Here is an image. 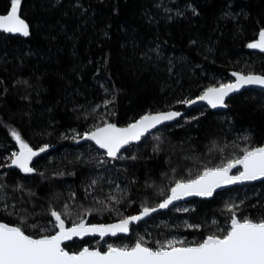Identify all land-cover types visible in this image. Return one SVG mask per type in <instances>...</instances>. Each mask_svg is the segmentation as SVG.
I'll use <instances>...</instances> for the list:
<instances>
[{
	"label": "trees",
	"instance_id": "16d2710c",
	"mask_svg": "<svg viewBox=\"0 0 264 264\" xmlns=\"http://www.w3.org/2000/svg\"><path fill=\"white\" fill-rule=\"evenodd\" d=\"M10 9L11 0H0V14ZM19 12L29 35L0 31V221L39 236L55 233L50 213L66 206L68 225L119 220L158 205L176 181L264 145L263 89L233 96L220 112L182 103L233 72L264 75V54L248 47L264 29V0H21ZM171 109L186 114L116 158L72 139ZM12 130L36 150L49 146L32 173L10 167L19 145ZM188 203L187 212H159L106 242L131 246L143 237L155 247V235L174 231L202 241L227 229V205L258 220L264 180ZM97 239L65 247L79 251Z\"/></svg>",
	"mask_w": 264,
	"mask_h": 264
},
{
	"label": "snow or ice",
	"instance_id": "6c2138e0",
	"mask_svg": "<svg viewBox=\"0 0 264 264\" xmlns=\"http://www.w3.org/2000/svg\"><path fill=\"white\" fill-rule=\"evenodd\" d=\"M20 5L21 0H11V9L7 14L0 15V30L23 36L29 35V25L19 14ZM248 47L264 51V29L260 30L258 39L249 43ZM233 75L236 77L234 83L208 87L196 99L207 101L216 108L226 106L225 97L245 85L264 87V75L245 76L240 73ZM195 102L182 101L185 104ZM180 115L181 113L174 111L147 114L123 128L105 122L102 127H95L83 136L74 135L72 139L86 138L95 141L100 148L107 150V156L116 158L123 146L132 141H139L149 129ZM11 135L19 144V151L12 153L10 166H16L24 173L34 172L35 169L29 166L30 162L49 146L44 145L38 151L33 150L16 130H12ZM241 151L242 155L228 160L225 164L206 167L195 179L176 181L175 187L171 189V195L156 207L143 206L138 215L123 217L118 223L87 224L81 218L71 227H66L63 217L69 212L67 206L64 212L51 211L50 214L55 220L53 227L58 229L51 235L43 234L47 229H41L42 234L39 236L29 235L20 226L0 222V264H264V217L258 220L248 216L238 217L235 205L226 206L231 212L227 229L213 232L202 241L188 242L172 238L162 242L156 241L155 247H149L147 241L141 237L131 246L117 247L108 244L106 251L87 246L79 251H68L63 246L66 241L90 234L98 233L103 238L108 234L115 236L117 233H128L132 222L141 220L157 211V208H168L173 201L182 197L192 195L210 197L214 190L222 185L264 178V146L245 147ZM237 165H241L243 171H239L237 175H229ZM92 183L95 184L96 181L93 180ZM112 199L115 200V197Z\"/></svg>",
	"mask_w": 264,
	"mask_h": 264
},
{
	"label": "water",
	"instance_id": "95a60500",
	"mask_svg": "<svg viewBox=\"0 0 264 264\" xmlns=\"http://www.w3.org/2000/svg\"><path fill=\"white\" fill-rule=\"evenodd\" d=\"M5 14H7V13H5ZM19 14H20V12H19ZM0 15H3V14H0ZM21 18L24 19L22 16H21ZM24 20H25V19H24ZM25 22L27 23L26 20H25ZM27 24H28V23H27ZM0 31H1V32H4V31H2V30H0ZM6 33H7V32H6ZM10 34H12V35H16V36H23L22 34H19V33H10ZM257 39H258V37H257L255 40H257ZM255 40H254V41H255ZM254 41H253V42H254ZM250 49H251L252 51H254V52H258V53L264 54V51H261L260 49H252V48H250ZM233 73H240L241 75H245V76H246V75H249V74H244V73H241V72H233ZM251 75H263V74H259V73H251ZM235 80H236V77L232 74V80H231L230 82H228V83H234ZM225 84H227V83H225ZM215 87H219V86H215ZM249 89H263V90H264V87H261V86H258V85H245V86L241 87L238 91L232 92V93H230L227 97H225V101H224V103H225L226 106H217L216 108H213L210 104H208L207 101L197 100V99H196L197 97L194 98V99H192V101H196L195 103L187 104L186 106H187L188 109L193 108V107L205 106V107H208L210 110H212V111H214V112L224 111V110L227 109V107H228V102H229V100H230L233 96L238 95V94H240V93H242V92H244V91H246V90H249ZM168 111L179 112V113H181V115H180L179 117H175V118L172 119V120H169V121H163L162 123L156 125L154 128L149 129V131L146 132V133L141 137V139H140L139 141H132V142H130L128 145L123 146V147L120 149V151L117 153V156H118L121 152H123L128 146H131V145H134V144H138L140 141H142L143 139H145L147 136H149V135L155 133L156 131L160 130L161 128L176 123V122H177V121H178L183 115L186 114V111H185V110L171 109V110H162V111L150 112V113H146V114H144V115H147V114H156V113H158V112H168ZM144 115H143V116H144ZM141 117H142V116H141ZM139 119H140V117H139L138 119H136L135 121H137V120H139ZM135 121H132V122L126 124V125H122V126H118V125H116V126H117V127H121V128H123V127H127L129 124L134 123ZM102 126H103V125H102ZM102 126H100V127H102ZM93 130H94V129H93ZM91 131H92V130H91ZM89 132H90V131H89ZM81 141H82V142H88V143L93 144V145L96 146L100 151H102V152H104V153L106 154V151H107V150H106V149H102V148H100L99 145H97V144L95 143V141H92V140H89V139H86V138L81 139ZM262 146H264V145H262ZM258 147H259V146H258ZM33 150H36V149L33 148ZM37 151H38V150H37ZM38 156H39V155H38ZM38 156L33 157L32 161L30 162V165H29L30 167H32L33 162L35 161V159L38 158ZM10 165H11V163H10ZM10 167H11V168H15V169L20 170V169H19L18 167H16V166H10ZM20 171H21V170H20ZM239 171H243V168H242L241 165H237L236 168H233V169L229 172V175H237V174L239 173ZM202 172H203V171H202ZM202 172H201V173H202ZM201 173H200V174H201ZM194 179H195V178H194ZM262 180H264V178H259V179H257V180H252V181H238V182L233 183V184L222 185L221 187L215 189L214 192H213V195L210 196V197H202V196H196V195L187 196V197H182V198L179 199V200L173 201V203H172L171 205H169L168 208H164V209H159V208H157V211H155V212L149 214L148 216L143 217L141 220L136 221V222H132V223L130 224V226H129V229H130V230H129L128 233H117V235H115V236H113V235H111V234H108V235L104 236L103 238H101L100 235H99L98 233H96V234H90V235H86V236H84V237H82V238L77 237V238H73V240H71V241H66V242L64 243L63 246H65L66 244H68V243L74 241L75 239H77V240H84V239H86V238H98L100 241H103V240H105V239L116 238V237H118V236H129L130 233H131V226L136 225V224H138L139 222L144 221V220L148 219L149 217L158 214L159 212H166V211L170 210L171 208H173L174 206H176V205H178V204H180V203H186V202H188V201H191V200L194 199V198H198V199H211V198L214 197V195H215L217 192L223 191V190H225V189H227V188L234 187V186H238V185H244V184H248V183H253V182H259V181H262ZM173 187H175V185H174ZM173 187H172V188H173ZM172 188H171V189H172ZM170 195H171V190H170V193H169L168 196H170ZM168 196H167V197H168ZM167 197H166V198H167ZM166 198H165V199H166ZM160 203H161V202H160ZM156 206H157V205H156ZM156 206H154V207H156ZM140 212H141V211H140ZM140 212H138V213H136V214H133V215H138ZM129 216H132V215H129ZM53 219H54V218H53ZM84 220H85V222H86L87 224H113V223H118L120 219H119V220H115V221H111V222H104V223H89V217L85 218ZM0 222H3V221H0ZM54 222H55V220H54ZM3 223H7V222H3ZM8 224H9V223H8ZM10 225L16 226V225H14V224H10ZM65 226H66V227H71L72 225H68V223H67L66 220H65ZM56 231H58L57 228H56ZM56 231H55V232H56ZM26 234H27V233H26ZM54 234H55V233H54ZM87 247H88V246H87ZM89 248H90V247H89ZM99 249H100V248H99ZM67 250H68V249H67ZM100 250H101V249H100ZM106 250H107V249H106ZM106 250H101V251H106ZM68 251H69V250H68Z\"/></svg>",
	"mask_w": 264,
	"mask_h": 264
},
{
	"label": "rangeland",
	"instance_id": "374dc122",
	"mask_svg": "<svg viewBox=\"0 0 264 264\" xmlns=\"http://www.w3.org/2000/svg\"><path fill=\"white\" fill-rule=\"evenodd\" d=\"M18 151H19V145H18V150H15L14 152H18ZM235 155H236V153H234V156ZM191 208H193V206L190 205L188 202H186V203H180V204L174 206L172 209H173L174 212H182L183 213V212H187V211H184L183 209L190 210ZM172 238H175L177 240H181V239L184 240V236L181 235L180 232H176V231L168 233L167 235L164 236V238H163V236H160L158 234L153 237L154 240L161 241V242L164 241V240H167V239H172ZM107 240L108 239L100 241L99 239H97V243H96L95 246L94 245L93 246L87 245V246L90 247V248H100L101 250H106L107 249V245L110 244V243L106 242ZM113 246H115V245H113ZM120 246H123V245H119L117 247H120ZM149 247H152V246H149Z\"/></svg>",
	"mask_w": 264,
	"mask_h": 264
},
{
	"label": "bare ground",
	"instance_id": "6f19581e",
	"mask_svg": "<svg viewBox=\"0 0 264 264\" xmlns=\"http://www.w3.org/2000/svg\"><path fill=\"white\" fill-rule=\"evenodd\" d=\"M197 168V167H196Z\"/></svg>",
	"mask_w": 264,
	"mask_h": 264
}]
</instances>
